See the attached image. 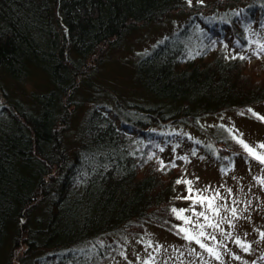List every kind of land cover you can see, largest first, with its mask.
Returning a JSON list of instances; mask_svg holds the SVG:
<instances>
[{
	"label": "trees",
	"instance_id": "obj_1",
	"mask_svg": "<svg viewBox=\"0 0 264 264\" xmlns=\"http://www.w3.org/2000/svg\"><path fill=\"white\" fill-rule=\"evenodd\" d=\"M176 14L190 17L135 51L131 92L105 87L114 54L131 55L132 37ZM255 26L264 31V0H0V264H111L116 235L148 224L180 235L172 209L194 201L189 159H165L162 144L191 125L211 158L236 157L226 125L200 121L257 119Z\"/></svg>",
	"mask_w": 264,
	"mask_h": 264
},
{
	"label": "rangeland",
	"instance_id": "obj_2",
	"mask_svg": "<svg viewBox=\"0 0 264 264\" xmlns=\"http://www.w3.org/2000/svg\"><path fill=\"white\" fill-rule=\"evenodd\" d=\"M211 1L214 0H202V3ZM200 2L191 0L190 4ZM189 17L176 14L164 23H153L143 28L128 42L134 50L131 55L118 50L106 64L102 71L104 86L114 88L119 94L131 92L128 76L132 72L135 51L149 49L163 41L180 29ZM251 36L253 40L262 41L264 31L255 26ZM110 69L119 75L116 77L109 73ZM121 74L123 77H120ZM253 111L264 117V106ZM200 122L209 130L220 122L225 124L237 143L242 140L250 146L264 144V122L259 119L228 113ZM170 135L172 137L162 144V156L175 160L178 165L189 159L185 178L191 181L192 193L185 192L184 196L191 195L194 200L208 198L203 204L190 201L179 207V212L183 210V217L190 221L187 224L183 222V229L196 236L206 247L213 248L220 259H215L195 240L186 239L185 232L179 235L148 224L143 235L113 237L121 241L123 252L111 264H264V238L261 236L264 233V184L261 183L264 181V164L251 157L240 143L233 159L214 160L204 148L208 142L213 146L212 141L191 125L173 127L167 131L166 136ZM256 150L264 152V149ZM208 200H211L212 208H209ZM201 212L204 217L197 215ZM200 231L205 235L199 236ZM237 240L247 245L248 250L238 245Z\"/></svg>",
	"mask_w": 264,
	"mask_h": 264
},
{
	"label": "snow or ice",
	"instance_id": "obj_3",
	"mask_svg": "<svg viewBox=\"0 0 264 264\" xmlns=\"http://www.w3.org/2000/svg\"><path fill=\"white\" fill-rule=\"evenodd\" d=\"M201 2H202V0H201ZM189 3H191V0H189ZM257 47H258V51L259 52L264 53V44H258ZM238 58L239 59H242V60L243 59H246V57H243V56H240ZM249 112H251V109H249ZM252 115L254 117H256L257 119L261 120V122H264V117H260L256 113H254V112L252 113ZM238 143H240L242 145V147L244 148V150L251 157L255 158L261 164H264V152H259V151L256 150L257 148L264 149V144H260L258 146H250L249 144L245 143L242 140L238 141ZM172 166H175V165H172ZM163 167H164L163 162H161V168L163 169ZM177 183H181V181L180 180H177ZM184 183L189 186L188 187V191L191 194L192 193L191 181H184ZM261 183L264 184V181H261ZM191 198H192L191 195L189 197H186V199H191ZM207 199L208 198L198 197L196 200L193 201V203L199 202V203L203 204L205 202V200H207ZM208 206H209V208H212L213 207L211 200H208ZM172 211L174 213H176V215H177L178 218L184 219V223L187 224V223L190 222L187 218H184L183 217V210H181L180 212H177L176 209H172ZM197 215L198 216H201V217H204L205 216V214L203 212L198 213ZM233 215H235V210H233ZM205 219H207V217H205ZM209 226L212 227L214 225L209 224ZM180 231L185 232V238L186 239L195 240V242L197 244H199L201 248H205V250L207 252H209L215 259H217V260L220 259L219 254L213 248L206 247V245L203 244V243H201V241L196 236H193L192 234L188 233L183 228H181ZM204 235H205V233L203 231H200L199 232V236H204ZM261 236H262V238H264V233H262ZM213 239H214V237H213ZM236 243L238 245H240L242 248H244L245 251L248 250V246L247 245H244V244H241V242L239 240H237Z\"/></svg>",
	"mask_w": 264,
	"mask_h": 264
}]
</instances>
